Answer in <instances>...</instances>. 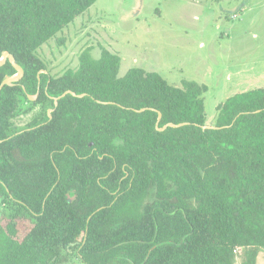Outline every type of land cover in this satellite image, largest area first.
<instances>
[{"label":"trees","instance_id":"trees-1","mask_svg":"<svg viewBox=\"0 0 264 264\" xmlns=\"http://www.w3.org/2000/svg\"><path fill=\"white\" fill-rule=\"evenodd\" d=\"M95 2L0 0V57L23 70L0 91V264H234L238 252L255 264L264 88L226 98L209 123L218 129L203 130L205 84L141 68L119 77L120 58L104 49L52 75L37 51ZM14 75L6 63L0 84ZM66 91L85 97L54 107ZM167 124L185 125L156 130Z\"/></svg>","mask_w":264,"mask_h":264},{"label":"rangeland","instance_id":"rangeland-1","mask_svg":"<svg viewBox=\"0 0 264 264\" xmlns=\"http://www.w3.org/2000/svg\"><path fill=\"white\" fill-rule=\"evenodd\" d=\"M85 49L95 59L103 49L117 55L119 77L141 68L173 86L205 84L211 126L226 98L264 88V0H96L37 52L54 75L74 68ZM39 110L13 119L14 127L23 128ZM1 214L0 205L4 226ZM29 226L17 228L24 233ZM240 254L234 264H241ZM255 264H264V251Z\"/></svg>","mask_w":264,"mask_h":264},{"label":"water","instance_id":"water-1","mask_svg":"<svg viewBox=\"0 0 264 264\" xmlns=\"http://www.w3.org/2000/svg\"><path fill=\"white\" fill-rule=\"evenodd\" d=\"M6 63H9L11 65V67L15 71V75L13 77L6 78L5 80H3L1 82L0 91L2 90L3 87H11V86H13V84L18 83L23 77V70L16 64L15 58L9 53H3L2 56L0 57V67L4 66ZM40 73H44V71H41ZM67 95H69V96H71L73 98H78V99H81V98L85 97V95H76L75 93H73L71 91H66L60 97L52 99L54 107L57 106L58 101L60 99L66 97ZM36 97H37V95L28 96V99H29V101H34L36 99ZM143 111L144 110H140L138 112H143ZM51 112H52V110H48L47 111L48 118L51 117L50 116ZM157 114H158L157 122H159V120L161 119V114L159 112ZM183 125H185V124H180V125L167 124L161 129H158L157 126H156V130L158 132H162V131L166 130L167 128H179V127H182ZM202 129L203 130H216L218 128H215V127H212V126H204V127H202ZM151 250L149 251V253L151 252ZM149 253H148V255H149Z\"/></svg>","mask_w":264,"mask_h":264}]
</instances>
